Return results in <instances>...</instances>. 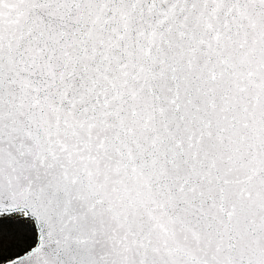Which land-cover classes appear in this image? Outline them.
Wrapping results in <instances>:
<instances>
[{"label": "snow or ice", "instance_id": "obj_1", "mask_svg": "<svg viewBox=\"0 0 264 264\" xmlns=\"http://www.w3.org/2000/svg\"><path fill=\"white\" fill-rule=\"evenodd\" d=\"M0 264H264V0H0Z\"/></svg>", "mask_w": 264, "mask_h": 264}]
</instances>
